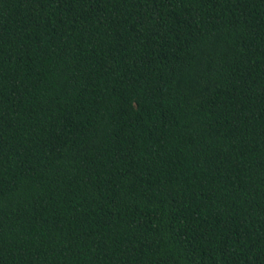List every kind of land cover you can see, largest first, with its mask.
<instances>
[{
    "label": "trees",
    "instance_id": "16d2710c",
    "mask_svg": "<svg viewBox=\"0 0 264 264\" xmlns=\"http://www.w3.org/2000/svg\"><path fill=\"white\" fill-rule=\"evenodd\" d=\"M0 264H264V0H0Z\"/></svg>",
    "mask_w": 264,
    "mask_h": 264
}]
</instances>
